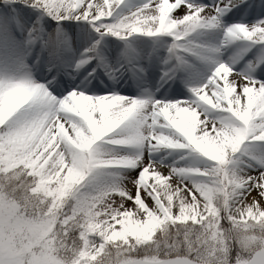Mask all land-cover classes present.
Segmentation results:
<instances>
[{
    "label": "snow or ice",
    "instance_id": "obj_1",
    "mask_svg": "<svg viewBox=\"0 0 264 264\" xmlns=\"http://www.w3.org/2000/svg\"><path fill=\"white\" fill-rule=\"evenodd\" d=\"M122 3L23 0V7L58 23L87 22L101 38L172 36L171 51L184 49L179 41L198 28L221 27L233 41L264 46V0H146L120 15ZM233 9V18H243L226 24L223 17ZM68 27L72 36L33 35L27 17L21 25L12 10L0 12V34L30 46L36 64L52 75L53 91L71 89L58 99L28 79H0V264H264V160L250 165L254 173L228 167L245 142H264V55L243 74L219 63L206 83L192 89L196 101H149L115 94L102 76L116 70L104 63L83 84L84 74L74 80L64 73L65 53L91 38L87 29ZM92 59H80L76 68ZM257 70L261 79L254 78ZM172 72L165 76L171 79ZM209 108L223 115L205 119ZM122 125L129 134L110 143H143L152 151L190 148L217 166L168 173L142 158H102L97 142ZM162 129H174L185 142ZM111 166L141 168L134 191H80L93 173ZM190 173L209 179L194 186L174 179ZM169 229L174 231L163 249L156 244V251H142Z\"/></svg>",
    "mask_w": 264,
    "mask_h": 264
},
{
    "label": "rangeland",
    "instance_id": "obj_2",
    "mask_svg": "<svg viewBox=\"0 0 264 264\" xmlns=\"http://www.w3.org/2000/svg\"><path fill=\"white\" fill-rule=\"evenodd\" d=\"M195 2L197 4H211L213 3V0H195ZM144 3H146V0H123V3L119 5L116 12L120 15H129L141 8ZM5 8L13 11V16L21 25L24 24L25 17H27L28 27L36 30L32 33L33 35H35L36 32H39L44 35L52 33L53 35L61 37L64 35L72 36L73 28L68 27V25L75 26L77 32L80 31L81 28H84L91 33V38L86 43L80 46L73 43L71 48L65 53V63L62 71L64 73H72L73 75L71 76V79H80L79 74H84V79L81 80V83L83 84L91 78V75H95L92 69L95 68L98 63H104L105 65L114 68L116 70L114 77L118 79L122 86L132 91L130 95L121 94L125 97L152 101L162 100L160 99V95H165V99L179 100L180 98L185 99L184 94L190 93L189 88L180 81V66L177 62L178 60L175 58L174 51L170 50L171 45L176 42L172 36L148 37L135 34L129 36L127 39H121L112 36L111 34H105L101 38L87 22L66 20L58 23L53 17L48 16L47 14H42V10L24 9L23 0L17 4H13L11 0H8L7 4H0V12L4 11ZM235 11L236 10L233 9L232 12H229L223 17L226 24L239 22L243 18V14L233 18V13ZM245 22H248L247 19H245ZM195 31L191 32L184 39L193 35ZM220 32L222 37H226V46L223 48L222 61L225 60L228 65H231L236 74H243L248 71L252 61L256 60L259 56L264 55V46L257 45L250 48L252 42L233 41L226 36L223 28H221ZM25 35H27V33H25ZM96 41H99V44H97ZM180 42L182 41H179V43ZM92 47L95 48V51H87L88 48ZM92 56H96V59H92L88 64L76 68V64L80 59H88ZM173 66L175 67L173 68ZM45 68L36 64L33 55L30 52V46L26 42L22 43L15 37L9 38L0 34V79H28L34 84L44 85L48 88L47 85L48 82L50 83L52 80V75L46 78L45 83L41 78ZM170 68L173 69V72L170 73V75H172L171 79L165 76V73L169 72ZM99 71L103 72V69ZM112 77L105 74L102 76V79L108 84L112 82ZM136 77H143V82H136ZM254 78L261 79L258 70L254 73ZM66 79H68V76ZM182 85L184 87H182ZM104 86L105 85H102V87ZM49 88L48 90L52 92L54 96H57L58 99L64 98V96H67L71 91V89H68L67 91L58 93L53 91V88ZM86 94L94 96L106 95V92L104 94V92L89 91ZM196 100V96L195 98H190L189 94L187 97V101ZM211 113H215L219 118L223 115L222 113L209 108L204 113V118ZM164 130L166 131L167 129H162V131ZM128 134V129L122 125L120 128L114 130L113 133H110L107 137L98 141L97 150L102 158L137 159L145 157L149 160L151 158L163 159L167 161L166 172L168 173H171L174 169L183 168L204 170L212 169L217 166L215 162L208 160V158L190 148L170 149L167 147H161L152 151L143 143L138 145H116L110 143L111 139H122ZM173 137L180 142H185L180 134H174ZM187 153L188 158H185L184 154ZM180 160L183 161L179 162ZM262 160H264V142L247 141L242 145L241 150L234 154L232 162L228 167L232 172H235L238 170L237 168L240 167V164L244 162L242 164V167H244L242 170L244 171L248 169V167L252 170L253 168L250 167V165L258 164ZM154 163L159 164L158 162ZM140 173V168L125 166L105 167L93 173V175L85 181L84 185L81 186L80 191L89 195H96L101 190H123L128 188L129 190L134 191L132 184L138 179ZM174 179H182L184 183L195 185L199 182H205L209 178L190 173L183 177L174 175ZM69 203H74V201H69ZM171 232L170 229L162 231L157 237L160 240L156 239L151 244L143 246L142 251L155 248L156 244H162L166 236ZM164 247L160 248L163 249ZM154 251H156V248Z\"/></svg>",
    "mask_w": 264,
    "mask_h": 264
},
{
    "label": "bare ground",
    "instance_id": "obj_3",
    "mask_svg": "<svg viewBox=\"0 0 264 264\" xmlns=\"http://www.w3.org/2000/svg\"><path fill=\"white\" fill-rule=\"evenodd\" d=\"M220 31H221L220 27H217L214 29L198 28L193 35H191L190 37L186 39L181 40L182 42H180V44L185 45L184 49H178L174 51L175 58L178 60L177 62L179 63V66H180V72H181L180 81L181 83L185 84L186 87L189 88V92H190V93L184 94L185 99L180 98L179 100H176V101L186 102L189 94H190V98H195V93L192 91V89L196 87H201L204 83H206L208 77L214 72L215 68L218 66L219 63L227 64L225 60L222 61L223 60L222 52H223V48L226 46L225 45L226 37H222ZM42 74L43 75H41V78L46 83V78L50 76L51 74L49 73L47 68L44 69V73ZM234 74H236L235 71H234ZM66 77L67 76L65 75V78ZM117 81L118 79L113 76L112 82L108 83L112 85L115 94L130 95L132 93L131 90H128L127 88L122 86L119 83V81L118 82ZM136 82H139V83L143 82V77H136ZM47 86L48 88L49 87L52 88L49 82ZM182 87L184 86L182 85ZM160 99L162 100L165 99V95H160ZM205 119H209V120L219 119V116L216 115L215 113H211V114H208ZM164 132L172 136H174V134H178L175 132L174 129H167L166 131L164 130ZM184 157L188 158V153L184 154ZM144 161H150V162L152 161V163L158 162L159 164L154 163V165L158 168H161L167 171V168H166L167 161L163 159L161 160V159L151 158L149 160L145 157H142L141 163H143ZM182 161L180 160L179 162H182ZM243 163L244 162L240 164V167H238L237 168L238 170H236L234 173H237V174H243L245 172L254 173V170L253 169L251 170V168L249 167L248 169L243 171L242 170L244 168L242 167ZM133 168H139V167H133Z\"/></svg>",
    "mask_w": 264,
    "mask_h": 264
},
{
    "label": "trees",
    "instance_id": "obj_4",
    "mask_svg": "<svg viewBox=\"0 0 264 264\" xmlns=\"http://www.w3.org/2000/svg\"><path fill=\"white\" fill-rule=\"evenodd\" d=\"M170 231H174V229H170ZM171 232V233H172ZM171 233L169 234V235H167L166 236V238H165V240L162 242V244H160L159 246L160 247H164L165 246V244H166V242L168 241V238L171 236ZM157 240H160L159 238H156ZM155 250V248H151V249H148L147 251H154Z\"/></svg>",
    "mask_w": 264,
    "mask_h": 264
}]
</instances>
